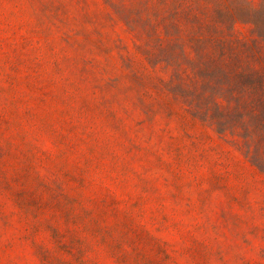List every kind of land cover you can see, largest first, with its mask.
<instances>
[{"label": "rangeland", "instance_id": "rangeland-1", "mask_svg": "<svg viewBox=\"0 0 264 264\" xmlns=\"http://www.w3.org/2000/svg\"><path fill=\"white\" fill-rule=\"evenodd\" d=\"M0 264H264V0H0Z\"/></svg>", "mask_w": 264, "mask_h": 264}]
</instances>
